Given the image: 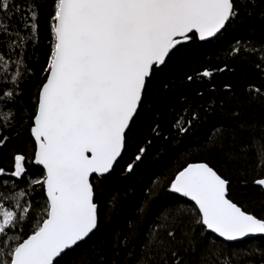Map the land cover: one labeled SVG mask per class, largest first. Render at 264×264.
<instances>
[{"label": "trees", "instance_id": "16d2710c", "mask_svg": "<svg viewBox=\"0 0 264 264\" xmlns=\"http://www.w3.org/2000/svg\"><path fill=\"white\" fill-rule=\"evenodd\" d=\"M47 2L15 0L22 7ZM9 3L11 9L12 0ZM233 3L239 15L220 34L206 42L190 35L155 70L126 133L121 157L109 174L93 176L98 228L59 264H137L138 257L140 264H164L165 260L172 264L173 257L164 255L161 237L177 228L190 231L206 247L209 264H264V236L227 243L207 230L200 231L195 205L168 190L187 165L207 163L229 181V199L247 213L264 218V192L253 185L260 174L253 170L252 142L253 136H264V0ZM50 12V8L42 9L35 33L30 31V21L19 16L8 20L11 11L0 13V89L16 90L13 108L18 109L13 127L3 130L11 140L0 150V167L12 171V156L21 153L27 172L19 181L8 177L9 184L0 186L1 212L18 214L0 256L8 250L9 241L14 247L46 218V196L39 185L29 183L42 179L43 170L32 163L34 142L26 129L45 78ZM5 24L11 31H6ZM205 71L211 75L204 76ZM181 127L187 130L181 131ZM141 149L144 152L136 161ZM129 164L133 165L130 172ZM21 191L26 193L23 198ZM13 197L19 200L18 208L10 200ZM25 206L30 208L26 215L21 211ZM175 209L189 219L173 223L170 213ZM162 215L168 217L164 227ZM172 247L183 264H194L195 257L181 244ZM251 251L256 255L249 256Z\"/></svg>", "mask_w": 264, "mask_h": 264}, {"label": "snow or ice", "instance_id": "6c2138e0", "mask_svg": "<svg viewBox=\"0 0 264 264\" xmlns=\"http://www.w3.org/2000/svg\"><path fill=\"white\" fill-rule=\"evenodd\" d=\"M44 8L51 9L49 55L26 131L34 142L32 163L43 169L42 179L29 183L39 185L46 195V218L14 247L9 241L0 264H59L90 238L99 221L93 176L103 178L113 170L155 70L192 38L190 33L202 41L214 38L239 15L233 0H48L26 7L12 0L11 9L9 0H0V13L11 11L8 20L19 16L30 21L32 33ZM3 26L11 31L10 25ZM16 103L15 89H0V150L10 143L3 130L18 119ZM252 142L253 170L260 174L253 185L264 192V136H253ZM143 152L136 155V161ZM25 159L17 153L12 156V171L0 167V186L9 184L8 177L19 181L27 175ZM132 169L129 164L127 171ZM229 187V181L207 163H198L175 175L168 190L194 202L200 231L230 243L264 235V218L247 213L229 199ZM19 195L23 198L26 193ZM29 210V206L21 209L24 215ZM170 215L173 223L189 219L180 209ZM0 217L3 248L18 214L4 210ZM167 220L162 215L161 227ZM177 243L195 257L194 264H209L206 247L190 231L179 228L161 237L164 255L173 257L172 264H183L172 247Z\"/></svg>", "mask_w": 264, "mask_h": 264}, {"label": "water", "instance_id": "95a60500", "mask_svg": "<svg viewBox=\"0 0 264 264\" xmlns=\"http://www.w3.org/2000/svg\"><path fill=\"white\" fill-rule=\"evenodd\" d=\"M218 34H220V33H218ZM217 34V35H218ZM189 35H192V33H190ZM196 35V37H197V39L200 41V42H206V41H209V40H212V39H214V38H211V39H208V40H200L199 38H198V34H195ZM163 66V65H162ZM162 66H160V67H162ZM159 67V68H160ZM124 150V149H123ZM122 153H123V151H122ZM122 155V154H121ZM121 157V156H120ZM119 157V158H120ZM119 158H118V160H119ZM199 163H203V162H199ZM191 164H198V163H191ZM191 164H189V165H191ZM189 165H187V166H189ZM34 166H36V167H39V168H41L42 169V166H37V165H34ZM186 166V167H187ZM185 167V168H186ZM184 169V168H183ZM182 169V170H183ZM43 170V169H42ZM181 170V171H182ZM107 175V174H106ZM94 176H95V174H94ZM259 187V186H258ZM177 196H179V197H182V198H184V199H187L188 201H190L191 203H193L194 204V202L193 201H191L189 198H186V197H183V196H180V195H178V194H176ZM46 196V195H45ZM195 205V204H194ZM196 207V206H195ZM198 210V209H197ZM209 232V231H208ZM211 233V232H210ZM213 235H215L216 237H218L216 234H214V233H212ZM261 236H264V235H257V236H252V237H249V238H246V239H250V238H256V237H261ZM219 238V237H218ZM221 239V238H220ZM245 240V239H244ZM241 241H243V240H241ZM225 242H227V241H225ZM240 242V241H239ZM227 243H230V242H227ZM233 243H235V242H233Z\"/></svg>", "mask_w": 264, "mask_h": 264}, {"label": "rangeland", "instance_id": "374dc122", "mask_svg": "<svg viewBox=\"0 0 264 264\" xmlns=\"http://www.w3.org/2000/svg\"><path fill=\"white\" fill-rule=\"evenodd\" d=\"M10 200L13 202L14 206L17 207V202L19 201V200L17 199V197H13V198H11ZM17 208H18V207H17ZM0 213H2L1 210H0ZM0 219H2V217H0Z\"/></svg>", "mask_w": 264, "mask_h": 264}]
</instances>
